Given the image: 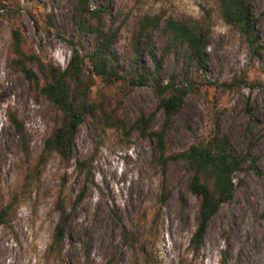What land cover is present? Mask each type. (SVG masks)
<instances>
[{
    "label": "rangeland",
    "instance_id": "1",
    "mask_svg": "<svg viewBox=\"0 0 264 264\" xmlns=\"http://www.w3.org/2000/svg\"><path fill=\"white\" fill-rule=\"evenodd\" d=\"M258 19L264 46V0H248ZM0 11V210L12 211L0 226V264H264V49L257 52L239 30L226 23L218 0H88L90 11H107L106 31L119 29L113 50L129 79L135 67V42L146 17L152 45L162 60L161 81L188 84L190 93L167 133V152L177 154L206 142L217 130L227 134L232 151L251 145L258 172L236 177L234 200L211 220L199 253L191 248L198 226L199 200L188 190L192 172L184 162L164 173L154 157L155 141L138 132L84 124L71 160L58 154L41 162L46 138L61 122L59 109L23 73L12 67L13 31L24 49L45 65L65 69L76 48L94 50V35L83 20L81 0H2ZM197 21L209 28L207 71L189 67L181 48H168V21ZM141 67L154 71L145 52ZM43 83L41 65L33 63ZM87 73L92 69L87 65ZM92 98L101 111L129 128L141 115L164 121L155 86L94 79ZM25 122V148L9 115ZM165 199L163 200V196ZM59 205L71 214L64 240L53 246Z\"/></svg>",
    "mask_w": 264,
    "mask_h": 264
},
{
    "label": "trees",
    "instance_id": "2",
    "mask_svg": "<svg viewBox=\"0 0 264 264\" xmlns=\"http://www.w3.org/2000/svg\"><path fill=\"white\" fill-rule=\"evenodd\" d=\"M222 17L229 25L235 26L249 46L261 52L264 46L258 35V19L252 14L248 0H218ZM88 0H81L82 9L98 23L91 25L83 20L82 27L94 35V50L86 57L78 49L73 50L72 57L65 69L45 65L38 56L28 54L24 49L23 35L19 30L13 31L12 51L14 58L12 67L32 81L40 93L51 101L61 112V122L54 127L46 138L41 154V162L56 153L63 160H71L76 151V137L79 129L93 121L100 122L98 116L108 129L118 128L132 133L138 132L143 138L155 141L154 157L160 163L164 173L170 164L184 162L192 172L188 182V190L199 200L198 226L191 239V248L199 253L204 245L211 220L221 208L231 203L236 195L238 184L237 175L248 168L258 172L256 158L252 155L254 145L245 153L232 151L231 140L227 134H220L217 130L206 142L190 146L187 150L177 154L167 152V133L172 120L182 110L185 100L190 93L188 84H181L173 79L163 84L160 77L162 60L157 56L151 42L148 27L157 24L159 18L146 17L139 29L135 44V67L131 79L123 75L117 66L113 55L118 40L119 29H105L103 15L107 11H90L86 8ZM3 10L0 0V11ZM209 28L197 21H168L164 33L168 37V48H181L187 57L189 67H195L199 72L207 71V41ZM147 52L155 64L154 71H144L141 67L142 57ZM41 65L43 83L40 75L32 68L33 63ZM92 74L87 73V65ZM95 77L104 82L117 83L126 81L132 87L147 86L153 83L160 98L158 110L162 111L164 121L159 130H153L151 123L154 115L141 114L128 128L125 121L114 120L111 114L101 111L99 105L92 98ZM17 134L28 149L27 129L25 122L16 112L9 115ZM165 195L163 196V200ZM13 205L9 204L0 210V226H2ZM60 221L56 227L53 246L60 244L65 236L71 220L59 205ZM226 264V263H225Z\"/></svg>",
    "mask_w": 264,
    "mask_h": 264
}]
</instances>
